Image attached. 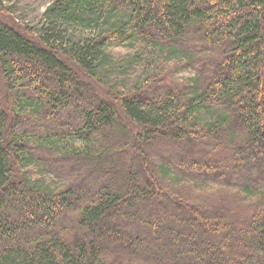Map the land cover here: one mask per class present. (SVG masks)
<instances>
[{
  "label": "trees",
  "instance_id": "16d2710c",
  "mask_svg": "<svg viewBox=\"0 0 264 264\" xmlns=\"http://www.w3.org/2000/svg\"><path fill=\"white\" fill-rule=\"evenodd\" d=\"M42 19L0 21V264H264V0H54ZM137 42L149 71L122 94L109 50Z\"/></svg>",
  "mask_w": 264,
  "mask_h": 264
},
{
  "label": "rangeland",
  "instance_id": "374dc122",
  "mask_svg": "<svg viewBox=\"0 0 264 264\" xmlns=\"http://www.w3.org/2000/svg\"><path fill=\"white\" fill-rule=\"evenodd\" d=\"M53 1L54 0H0V21L15 28L26 37H33L34 34L37 36V31L43 24L42 15ZM86 35L90 36L93 35V33H86ZM149 50L147 46L140 42L132 46L125 45L122 47L110 48V65L109 73H107L110 76L108 78L109 86L111 87L112 84H115L117 87L113 88H117L118 92L125 94L136 88L138 84L142 85L149 71V67L147 66L148 62L152 59V56H150L149 53L147 54ZM111 74L113 77H111ZM191 77V73L181 72L176 76V80L182 81ZM97 82L103 84L100 80H97ZM2 90V105L4 108L9 109L11 105H7L6 103L11 100L13 103V94L9 92L8 87ZM107 90L110 96L111 93L114 92L113 89ZM106 96H108V92H106ZM111 99H113V97H111ZM71 145L74 150L82 148L79 142H73ZM67 146L70 147L69 144H67ZM36 179L40 180L41 185L53 190L63 186L59 185V183L48 174H37L32 177V180ZM213 227L218 230L216 226Z\"/></svg>",
  "mask_w": 264,
  "mask_h": 264
}]
</instances>
